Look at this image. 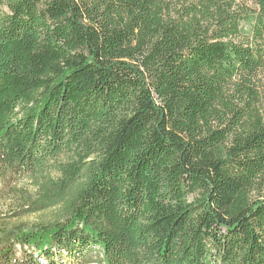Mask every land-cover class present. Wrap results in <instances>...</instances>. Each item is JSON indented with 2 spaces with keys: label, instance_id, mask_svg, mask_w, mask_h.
I'll return each instance as SVG.
<instances>
[{
  "label": "trees",
  "instance_id": "obj_1",
  "mask_svg": "<svg viewBox=\"0 0 264 264\" xmlns=\"http://www.w3.org/2000/svg\"><path fill=\"white\" fill-rule=\"evenodd\" d=\"M263 71L264 0H0V264H264Z\"/></svg>",
  "mask_w": 264,
  "mask_h": 264
},
{
  "label": "rangeland",
  "instance_id": "obj_2",
  "mask_svg": "<svg viewBox=\"0 0 264 264\" xmlns=\"http://www.w3.org/2000/svg\"><path fill=\"white\" fill-rule=\"evenodd\" d=\"M249 4L252 5V1H250ZM256 89L259 96L261 97V100L264 101V71L259 74V79L256 83ZM63 213V205H58L43 211L25 215H15L14 210L0 208V224L1 226L7 228L30 229L41 224H48L50 222L60 220L64 217Z\"/></svg>",
  "mask_w": 264,
  "mask_h": 264
}]
</instances>
